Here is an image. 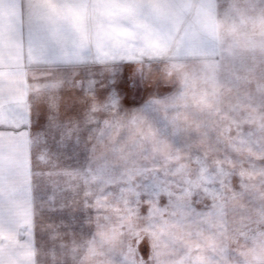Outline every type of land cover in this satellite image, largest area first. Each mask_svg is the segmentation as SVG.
Returning <instances> with one entry per match:
<instances>
[{"label":"snow or ice","instance_id":"obj_1","mask_svg":"<svg viewBox=\"0 0 264 264\" xmlns=\"http://www.w3.org/2000/svg\"><path fill=\"white\" fill-rule=\"evenodd\" d=\"M0 264H264V0H0Z\"/></svg>","mask_w":264,"mask_h":264},{"label":"rangeland","instance_id":"obj_2","mask_svg":"<svg viewBox=\"0 0 264 264\" xmlns=\"http://www.w3.org/2000/svg\"><path fill=\"white\" fill-rule=\"evenodd\" d=\"M136 99H137V101H139L140 100V97H136Z\"/></svg>","mask_w":264,"mask_h":264}]
</instances>
